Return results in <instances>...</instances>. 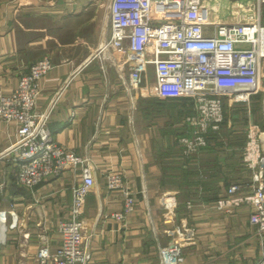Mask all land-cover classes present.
I'll use <instances>...</instances> for the list:
<instances>
[{"label": "crops", "instance_id": "1", "mask_svg": "<svg viewBox=\"0 0 264 264\" xmlns=\"http://www.w3.org/2000/svg\"><path fill=\"white\" fill-rule=\"evenodd\" d=\"M108 1L0 0V90L11 93L29 67L47 57L52 67L40 82L36 113H48L55 143L90 167L94 184L82 214L86 264H159V249L175 231L189 235L182 264H255L261 245L248 221L250 208L223 215L213 203L229 185L249 183L241 149L249 124L264 129V83L247 103L224 101L219 130L207 134L195 159L185 158L172 141L180 132L173 120L185 110L160 111L158 125L145 115L166 104L187 109L189 101L127 89L126 69L98 52L109 37ZM152 81L149 69L146 82ZM15 141L14 125L0 120V211L15 213V220L7 215L0 221V264H36L38 235L50 237L52 250L58 244L55 223L82 177L79 170L65 171L32 190L18 186L12 158L5 155ZM108 172L120 176L121 190L106 188ZM126 194L134 198V211L111 218Z\"/></svg>", "mask_w": 264, "mask_h": 264}, {"label": "built area", "instance_id": "2", "mask_svg": "<svg viewBox=\"0 0 264 264\" xmlns=\"http://www.w3.org/2000/svg\"><path fill=\"white\" fill-rule=\"evenodd\" d=\"M212 1L109 0V37L98 47L120 71L126 69L127 89L162 100L189 101L192 113L185 117V131L177 139L187 159L197 156L210 131L218 130L224 101L247 103L264 83V26L260 22L264 0L247 5L245 12L251 10L252 14L236 20L219 18L217 4ZM51 67L47 57L41 58L19 78L11 93L0 90V120L14 125L16 134L5 155L14 163L16 184L28 190L65 171L79 170L81 182L71 188L66 214L55 223L58 244L52 250L50 237L41 232L34 261L86 264L82 214L85 197L94 184L90 167L87 159L55 143L47 128L48 113H36L39 85ZM149 69L153 72L150 84L146 82ZM241 162L249 172V183L229 185L213 208L223 215L250 208L248 221L261 245L255 264H264V129L257 124L245 129ZM105 181L110 191L123 188L116 173L108 172ZM134 209L133 196L126 194L121 211L110 217L122 220ZM165 209H174V204ZM167 213L165 222L171 220L170 211ZM7 215L15 220L13 211H0V221ZM187 236V231H175L170 242L159 249V264H182Z\"/></svg>", "mask_w": 264, "mask_h": 264}, {"label": "rangeland", "instance_id": "3", "mask_svg": "<svg viewBox=\"0 0 264 264\" xmlns=\"http://www.w3.org/2000/svg\"><path fill=\"white\" fill-rule=\"evenodd\" d=\"M213 3L217 4V7H218L217 16L219 18H226V17H230L231 18V17H233L234 20L241 19V18H243L244 15L248 17L249 14H252V11L250 10V12H245L247 10L246 9L247 5H249V6L254 5L255 6V0H213L212 4ZM262 7H264V5H261L260 12H262L261 11ZM243 9H244V11H243ZM244 19H246V18H244ZM190 108L186 109L184 106L180 107L177 104L162 105L161 107L159 106L158 108H153L152 109L153 114L145 115V121L149 122L151 120H155L156 121L155 124L158 125L159 124L158 119H160L161 116L163 115V113L160 112V111H162L164 109H168V110H172L173 113H175L177 111V109L185 110L184 114L180 115V117H176L177 119L173 120L174 124L177 122L176 125H178V128L180 130V132L178 134L175 133L173 135L172 141L175 144V143H177V139L180 136H182L183 131H185L184 130L185 122H183V121H184L185 117H187L190 113H192ZM154 109H156V110H154ZM186 110L188 111V113H189V110H190V113L187 114V115H185ZM175 127H177V126H175ZM175 127H173L172 129H174ZM218 130H219V128H218ZM244 137H245V134H244ZM244 143H245V138H244ZM195 158L196 157H192L190 159H195ZM233 213H235V212H233Z\"/></svg>", "mask_w": 264, "mask_h": 264}, {"label": "trees", "instance_id": "4", "mask_svg": "<svg viewBox=\"0 0 264 264\" xmlns=\"http://www.w3.org/2000/svg\"><path fill=\"white\" fill-rule=\"evenodd\" d=\"M206 137H207V135H206Z\"/></svg>", "mask_w": 264, "mask_h": 264}]
</instances>
